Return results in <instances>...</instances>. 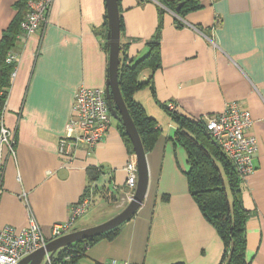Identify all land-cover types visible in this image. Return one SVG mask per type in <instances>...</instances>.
I'll use <instances>...</instances> for the list:
<instances>
[{
	"label": "crops",
	"instance_id": "0c3cea01",
	"mask_svg": "<svg viewBox=\"0 0 264 264\" xmlns=\"http://www.w3.org/2000/svg\"><path fill=\"white\" fill-rule=\"evenodd\" d=\"M18 0H0V39L16 14ZM184 25L165 10L159 32L161 65L145 67L134 92L162 133L147 152L149 183L136 214L112 237L86 248L79 264H221L225 245L205 219L189 191L188 155L173 139L176 123L165 109L198 119L220 113L237 101L250 111V132L257 137L255 171L241 182L247 220V259L264 264V0H200ZM121 43L128 61L148 52L157 33L158 3L120 0ZM106 0H54L41 29L23 38L19 60L3 111L5 126L15 134L14 153L3 149L0 228L27 226L31 218L50 237L52 225L70 214L85 193L93 214L80 217L77 228L101 223L123 210L135 189L127 183L130 151L121 122L113 118L104 141L80 144L73 157L60 154L59 141L75 91L81 85L105 88L109 51ZM95 167L101 171L95 170ZM93 169V170H92Z\"/></svg>",
	"mask_w": 264,
	"mask_h": 264
},
{
	"label": "trees",
	"instance_id": "16d2710c",
	"mask_svg": "<svg viewBox=\"0 0 264 264\" xmlns=\"http://www.w3.org/2000/svg\"><path fill=\"white\" fill-rule=\"evenodd\" d=\"M28 1L15 2L16 14L0 39V118L3 115L12 84V74L15 71V63L8 62L7 56L11 51L18 49L19 36L22 32L21 23L29 9ZM152 1L158 3L160 21L156 36L148 42L147 54L136 62H127V48L121 43L119 65V86L122 96L141 136L146 153L156 145L162 128L158 126V121L154 117L146 113L144 106L134 99V92L147 86L151 81H140L139 74L145 67L157 69L161 65L159 32L162 27L163 12L171 10L175 13L177 23L181 26L185 24L183 20L185 14L201 6L200 0ZM105 48L109 51L107 43ZM165 109L177 125L173 139L185 148L188 155L190 167L186 174L189 191L205 219L215 228L225 245L221 264H250L246 255L248 246L246 224L250 211L243 201L241 186L243 178L217 139L208 130L204 119L201 117L193 119L178 114L176 111L169 110L167 106ZM121 128L130 153H134L132 142L122 122ZM95 170L101 171V167H95ZM121 225L98 236L74 242V246L76 245L75 247L80 251L71 255L64 264H79L78 259L86 250L84 244L90 245L105 236L112 237ZM68 249L70 250V247H65L58 252L60 259Z\"/></svg>",
	"mask_w": 264,
	"mask_h": 264
},
{
	"label": "built area",
	"instance_id": "2783aa9c",
	"mask_svg": "<svg viewBox=\"0 0 264 264\" xmlns=\"http://www.w3.org/2000/svg\"><path fill=\"white\" fill-rule=\"evenodd\" d=\"M53 1H28L29 9L21 23V37L25 38L43 27ZM18 60L19 54L16 51H11L7 56V61L15 63V65ZM166 106L171 111L175 109V104L172 102H168ZM201 118L205 120L208 130L229 156L240 176L245 178L254 172L253 156L257 149V137L250 132L253 125L250 111L243 108L239 102L231 101L220 113ZM112 120L113 116L109 110L105 88H88L81 85L74 94L65 135L59 141L60 154L66 158L73 157L74 150L80 144H85L90 148L96 147L104 141ZM15 142V134L13 130L5 126L2 115L0 118V193L3 190L4 180L3 149L7 147L9 153H14ZM125 170L127 185L135 189L138 181V164L135 152L130 153ZM92 201V195L85 193L71 206L70 214L66 220L52 225L50 237L46 236L40 223L34 217L31 218L27 226L21 229H17L13 225L0 228V264H18L27 255L45 247L51 239L75 229L78 219L88 212ZM75 246L74 243L67 246L70 247V250H66L62 259L58 252L53 255L46 252L41 264H64L71 255L80 251ZM84 247L88 248V244H84ZM109 264L132 263L113 259Z\"/></svg>",
	"mask_w": 264,
	"mask_h": 264
},
{
	"label": "water",
	"instance_id": "95a60500",
	"mask_svg": "<svg viewBox=\"0 0 264 264\" xmlns=\"http://www.w3.org/2000/svg\"><path fill=\"white\" fill-rule=\"evenodd\" d=\"M107 7V46L109 49L108 73L106 80V97L112 116L122 122L125 132L130 138L138 164V181L129 203L113 217L88 227L73 229L72 231L51 239L45 247L40 248L24 257L18 264H41L46 252L51 255L76 241L98 236L107 232L136 214L141 207L147 193L149 183V167L147 153L141 136L130 115L119 86V65L121 48V15L119 0H106Z\"/></svg>",
	"mask_w": 264,
	"mask_h": 264
},
{
	"label": "rangeland",
	"instance_id": "374dc122",
	"mask_svg": "<svg viewBox=\"0 0 264 264\" xmlns=\"http://www.w3.org/2000/svg\"><path fill=\"white\" fill-rule=\"evenodd\" d=\"M89 211H90V212H89L88 214L85 215V218H86V217H90V216L93 214L92 209L89 210ZM60 250H61V249H60ZM60 250H59V251H60ZM59 251H57V252H59Z\"/></svg>",
	"mask_w": 264,
	"mask_h": 264
},
{
	"label": "bare ground",
	"instance_id": "6f19581e",
	"mask_svg": "<svg viewBox=\"0 0 264 264\" xmlns=\"http://www.w3.org/2000/svg\"><path fill=\"white\" fill-rule=\"evenodd\" d=\"M114 118V117H113Z\"/></svg>",
	"mask_w": 264,
	"mask_h": 264
}]
</instances>
